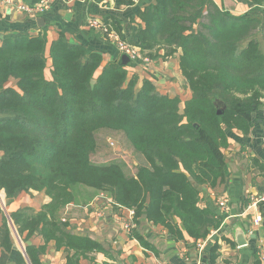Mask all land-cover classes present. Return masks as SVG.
<instances>
[{
    "label": "trees",
    "instance_id": "16d2710c",
    "mask_svg": "<svg viewBox=\"0 0 264 264\" xmlns=\"http://www.w3.org/2000/svg\"><path fill=\"white\" fill-rule=\"evenodd\" d=\"M252 1V9L234 16L214 0H154L137 10L133 40L112 20L151 60L179 53L192 91L184 104L152 79L131 74L134 61L105 63L102 53L63 32L49 44L45 29H0V191L8 205L31 190L51 198L39 211L10 212L24 242L35 234L45 240L26 246L31 264H41L51 240L73 251L68 264L101 249L62 220L68 204L89 205L101 194L135 211L134 235L142 218L177 241L220 228L224 217L199 205L200 190L225 176L226 129L247 133L264 103V0ZM106 129L122 134L140 157L136 172L121 159L95 161L98 134ZM13 246L4 217L0 264H9ZM217 249L215 242L211 260ZM17 264H27L19 251Z\"/></svg>",
    "mask_w": 264,
    "mask_h": 264
},
{
    "label": "crops",
    "instance_id": "0c3cea01",
    "mask_svg": "<svg viewBox=\"0 0 264 264\" xmlns=\"http://www.w3.org/2000/svg\"><path fill=\"white\" fill-rule=\"evenodd\" d=\"M15 1L35 5L40 0ZM153 1L134 0L132 5H119L117 0H51L50 8L37 15L16 11L0 1V29L30 34H38L45 29L49 44L63 32L70 42L85 44L89 50L102 53L106 63L122 55L106 34L89 26L88 20L98 17L110 24L115 20L120 23L122 34L133 40V30L139 24L137 10ZM214 1L234 16H241L254 7L252 0ZM39 17L44 19L43 25L38 23ZM160 53L163 54L164 49ZM130 71L141 78L152 79L161 93L178 96L183 104L191 97L192 91L180 68L179 53L168 59H154L147 66H131ZM226 132L229 145L223 151L225 176L215 187L203 186L199 202L202 208L224 217L220 228L213 229L204 239L187 237L177 241L163 226L142 218L134 235V231L124 230L122 222L118 220V216L132 217L137 225L135 214H130L132 209L116 208L106 201V204L98 206L94 199L89 205H73L70 210L66 207L65 217L62 218L68 223V231L87 236L101 246V249L87 256H80L78 264H264V201L259 200L264 196V103L253 112L247 133L229 128ZM29 193L34 197L24 192L9 205L6 203V209L0 203V226L4 217L8 219L10 212L22 207L38 211L51 201L44 192L31 190ZM5 195L4 192L3 197ZM220 200L227 201L228 210L222 208ZM258 215H262L263 220L255 224L254 219ZM8 223L11 227L9 219ZM239 226L245 229L248 241L243 246H239L236 241L235 228ZM12 237L14 246L9 264H17L18 251L27 264H31L26 246L45 244L44 238L38 234L27 242L21 238L23 246L16 241L13 232ZM215 242L218 244L217 257L211 260ZM72 253L64 247L57 248L56 241L51 240L45 253L40 256L41 264H68Z\"/></svg>",
    "mask_w": 264,
    "mask_h": 264
},
{
    "label": "built area",
    "instance_id": "2783aa9c",
    "mask_svg": "<svg viewBox=\"0 0 264 264\" xmlns=\"http://www.w3.org/2000/svg\"><path fill=\"white\" fill-rule=\"evenodd\" d=\"M0 1L6 6L10 7L11 9H14L20 12H25L31 15L43 14L51 6L50 5L51 0H40L35 5H28L22 2H16L15 0H0ZM88 24L91 28L98 29L104 34H106L109 40H111L115 44L120 54L127 55L130 58V61H134L137 64H141V65L143 64L145 66L150 65L152 63V60L148 56L145 55V53L141 50V48L138 45H135L134 43H131L130 41L124 39L121 36V34L112 27L111 24L106 22V20L100 19L98 17H91L88 20ZM101 196L106 198L104 195H101ZM259 200L264 201V196L260 197ZM108 203L111 206H113V203L111 200L108 201ZM219 204L222 206V208L226 210L229 209V205L227 204V201L220 200ZM130 214L133 216L135 214V211L132 209L130 211ZM63 220H66V219L64 218ZM118 220L122 222L124 230H126L127 232H131L134 228H136V224L134 223L132 217L118 216ZM262 220H263L262 215H258L254 219V222L255 224H258Z\"/></svg>",
    "mask_w": 264,
    "mask_h": 264
},
{
    "label": "rangeland",
    "instance_id": "374dc122",
    "mask_svg": "<svg viewBox=\"0 0 264 264\" xmlns=\"http://www.w3.org/2000/svg\"><path fill=\"white\" fill-rule=\"evenodd\" d=\"M146 56H148V55H146ZM47 72H48V75H50L49 69L47 70ZM184 99H185V97H184ZM182 104H183V102H182ZM98 137H99V146H98L99 148H98L97 153L93 157L96 162L103 163V162H108L111 160L121 159V160H124L129 165V168L132 172H136L137 166L142 161H141L140 157H138V155L133 151V149L130 147V145L125 141L122 134L106 129V130L100 131L98 134ZM105 140H107V142ZM27 193L28 192H26V194ZM3 194H4V191L1 190L0 191V195H1L0 203L4 207V209H6L7 208V206H6V195L3 197ZM28 194H30V193H28ZM30 195H32V194H30ZM101 195L95 197V200H96L95 202L98 203V206H102V205L106 204V202L110 201L108 199H105ZM33 197H34V195H32V198ZM104 201H106V202H104ZM72 206H73V204H68L66 207L70 210L72 208ZM91 207H93V204ZM10 219H11V216H10ZM9 222H10V220H9ZM10 224H11L12 232H13V235H14L16 241L19 243L20 246L21 245L23 246L21 236H20L16 226L14 225L13 221Z\"/></svg>",
    "mask_w": 264,
    "mask_h": 264
},
{
    "label": "water",
    "instance_id": "95a60500",
    "mask_svg": "<svg viewBox=\"0 0 264 264\" xmlns=\"http://www.w3.org/2000/svg\"><path fill=\"white\" fill-rule=\"evenodd\" d=\"M37 21H38V23L40 24V25H43L44 24V19L43 18H41V17H39V18H37ZM120 61L122 62V63H129L130 62V58L127 56V55H125V54H123L122 56H121V58H120ZM8 218H9V220H10V223L12 222L11 220L12 219H10V216L8 215ZM236 230H235V236H236V241H237V243H238V245L239 246H243V245H245L248 241H247V237H246V233H245V229L243 228L242 229V227H236L235 228ZM216 238V236L214 237V239Z\"/></svg>",
    "mask_w": 264,
    "mask_h": 264
}]
</instances>
